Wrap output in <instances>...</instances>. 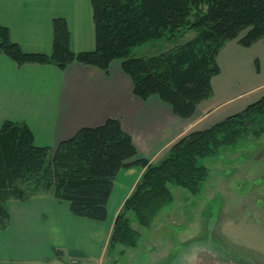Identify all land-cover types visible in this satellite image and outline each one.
Wrapping results in <instances>:
<instances>
[{
    "label": "trees",
    "instance_id": "16d2710c",
    "mask_svg": "<svg viewBox=\"0 0 264 264\" xmlns=\"http://www.w3.org/2000/svg\"><path fill=\"white\" fill-rule=\"evenodd\" d=\"M95 46L73 53L66 22L53 21L51 54L23 52L0 25V53L15 63L52 65L63 71L73 63L107 72L120 61L133 94L168 104L180 119H190L212 96L219 73L216 58L230 41L250 47L264 38V0H91ZM188 34L192 37L183 42ZM174 45L152 57L131 52L155 40ZM264 131V97L205 130H192L170 145L156 163L137 159L132 139L116 119L81 129L56 149L37 147L27 125L4 122L0 128V230L9 223L7 203L51 195L69 204L75 217L107 219V201L117 174L139 166L144 173L116 216L108 248H134L138 233L129 214L148 227L171 200L169 186L197 195L208 177L199 160L214 157L252 132ZM264 133V132H263Z\"/></svg>",
    "mask_w": 264,
    "mask_h": 264
},
{
    "label": "crops",
    "instance_id": "0c3cea01",
    "mask_svg": "<svg viewBox=\"0 0 264 264\" xmlns=\"http://www.w3.org/2000/svg\"><path fill=\"white\" fill-rule=\"evenodd\" d=\"M57 18L66 22L73 53L94 48L91 0H0V25L26 53L51 54ZM216 62L211 98L190 119H180L156 96L137 98L120 61L107 72L78 63L61 71L52 65L18 68L0 53V128L4 122L25 124L35 146L56 149L81 129L116 119L131 137L136 158L156 163L189 131L210 128L264 97V38L250 47L230 41ZM143 171L134 166L117 174L104 222L75 217L67 202L53 196L9 201V223L0 230V264L114 261V253L125 251L108 248L113 221Z\"/></svg>",
    "mask_w": 264,
    "mask_h": 264
},
{
    "label": "rangeland",
    "instance_id": "374dc122",
    "mask_svg": "<svg viewBox=\"0 0 264 264\" xmlns=\"http://www.w3.org/2000/svg\"><path fill=\"white\" fill-rule=\"evenodd\" d=\"M173 47L155 40L134 48L131 55L152 57ZM263 132H252L216 156L199 160L208 169L201 192L193 195L170 185L171 202L148 227L129 214L137 245L116 247L125 252L112 254L115 260L105 259L104 264H264Z\"/></svg>",
    "mask_w": 264,
    "mask_h": 264
}]
</instances>
